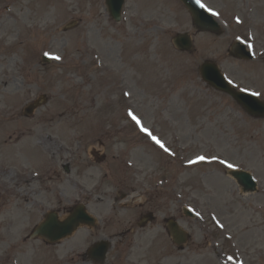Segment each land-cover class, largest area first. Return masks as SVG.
I'll return each instance as SVG.
<instances>
[{"label":"rangeland","instance_id":"rangeland-1","mask_svg":"<svg viewBox=\"0 0 264 264\" xmlns=\"http://www.w3.org/2000/svg\"><path fill=\"white\" fill-rule=\"evenodd\" d=\"M203 1L219 13L221 33L197 28L181 0H126L120 22L106 0H0V133L43 140L32 167L45 212H66L58 186L97 218L51 244L32 236L45 215L26 195L4 200L0 264H101L87 252L103 241L112 245L102 264H264V116L200 73L214 62L264 100V0ZM178 34L190 48L175 46ZM241 42L256 58L231 55ZM40 96L47 100L27 118ZM29 161L31 152L19 160ZM228 167L251 172L257 190L245 193ZM150 212L156 218L140 227ZM174 219L189 234L180 243L168 228Z\"/></svg>","mask_w":264,"mask_h":264},{"label":"water","instance_id":"water-1","mask_svg":"<svg viewBox=\"0 0 264 264\" xmlns=\"http://www.w3.org/2000/svg\"><path fill=\"white\" fill-rule=\"evenodd\" d=\"M188 8L191 10L194 22L199 29L211 30L220 33V27L216 22L208 15L197 0H183ZM125 0H107V4L111 15L119 21L121 19V11ZM175 44L180 49L190 48L191 40L188 34H179L174 39ZM231 54L240 58H251L252 56L241 45H234L231 50ZM202 73L206 80L210 81L217 88L229 92L235 99H237L244 108L254 116H264V102H260L257 98L239 93L233 90L223 79L218 67L210 62H206L202 66ZM47 100L45 96L40 97L36 102L29 104L25 108L26 115L33 113V111L42 104L43 101ZM233 175L239 180L241 184H244L247 190H256V182L253 176L245 171L233 172ZM153 214L145 216L141 222V226H144L148 221L153 219ZM92 217L85 211H75V213L63 223H59L58 220L53 216L49 215L47 219L40 225L37 233L44 235L52 242L58 241L61 238L71 235L75 229L81 224H92ZM173 237L176 242H181L187 239V234L179 228L177 223L173 222L170 224ZM58 229V231H56ZM110 248L108 242H100L95 244L90 254L97 261L104 262Z\"/></svg>","mask_w":264,"mask_h":264},{"label":"flooded vegetation","instance_id":"flooded-vegetation-1","mask_svg":"<svg viewBox=\"0 0 264 264\" xmlns=\"http://www.w3.org/2000/svg\"><path fill=\"white\" fill-rule=\"evenodd\" d=\"M32 134L33 133H29ZM0 133V213H4L6 207L10 210L11 203H5L4 200L8 199H24L25 195L28 197L29 204H33V208L42 212L44 215L47 214V211H44L43 202L40 200V195L42 193V178L37 176L35 173L38 171L37 168L32 167V164L37 165L39 160L42 158L40 154L44 148L43 140L38 137L36 139H30L31 143L27 142L26 139H23L27 135L25 132H15V133ZM5 138H2L4 137ZM14 137V138H13ZM31 149L32 151H30ZM60 150L51 151V156L54 158L56 166L59 167L61 161L63 160L60 157ZM31 152V161L29 162H19L21 157L27 153ZM36 152L39 153V156L36 157ZM13 153V155H12ZM67 155L72 154L69 150H63ZM70 163V162H68ZM64 164V169L69 170L70 164ZM58 169L54 170V177H57ZM69 172V171H68ZM69 178V177H68ZM71 181V179H70ZM55 195L58 199L63 195L65 201H68V205L65 206L66 212L63 213L59 208H54L52 211L58 219H65L67 216L73 212L75 209L76 203L70 202L64 192L59 189L58 186L55 187ZM3 208V209H2ZM69 213V214H68ZM63 216V217H62ZM13 222L8 223V227L12 230ZM35 230V228H34ZM32 231V233L34 232Z\"/></svg>","mask_w":264,"mask_h":264},{"label":"snow or ice","instance_id":"snow-or-ice-1","mask_svg":"<svg viewBox=\"0 0 264 264\" xmlns=\"http://www.w3.org/2000/svg\"><path fill=\"white\" fill-rule=\"evenodd\" d=\"M198 2H199V0H198ZM202 7H203V5H202ZM209 11H212V10L209 9ZM214 14L219 15V13H214ZM254 94L255 95H259V93H254ZM133 119H135L137 121V123H140V121L135 116H133ZM143 130L146 131V132L148 131L147 129H143ZM153 139L156 141V143L160 144L161 147H164L162 142L160 140H158L156 137H153ZM200 159H204V157H200ZM229 166L231 167L232 165H229Z\"/></svg>","mask_w":264,"mask_h":264},{"label":"bare ground","instance_id":"bare-ground-1","mask_svg":"<svg viewBox=\"0 0 264 264\" xmlns=\"http://www.w3.org/2000/svg\"><path fill=\"white\" fill-rule=\"evenodd\" d=\"M15 224H16V223H14V224L12 225V232H11V234L14 233V232H18L17 226H16ZM62 244H63V242H62Z\"/></svg>","mask_w":264,"mask_h":264}]
</instances>
